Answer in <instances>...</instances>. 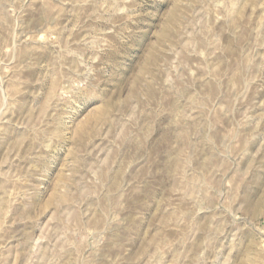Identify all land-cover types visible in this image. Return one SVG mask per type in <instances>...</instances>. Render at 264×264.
Masks as SVG:
<instances>
[{"label": "rangeland", "instance_id": "rangeland-1", "mask_svg": "<svg viewBox=\"0 0 264 264\" xmlns=\"http://www.w3.org/2000/svg\"><path fill=\"white\" fill-rule=\"evenodd\" d=\"M0 264H264V0H0Z\"/></svg>", "mask_w": 264, "mask_h": 264}]
</instances>
